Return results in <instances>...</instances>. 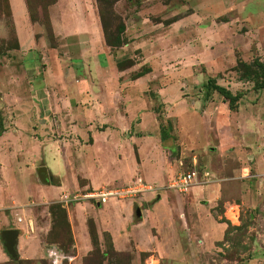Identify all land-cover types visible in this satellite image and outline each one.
<instances>
[{"label": "rangeland", "instance_id": "obj_1", "mask_svg": "<svg viewBox=\"0 0 264 264\" xmlns=\"http://www.w3.org/2000/svg\"><path fill=\"white\" fill-rule=\"evenodd\" d=\"M70 1L65 12L75 17L77 30L81 19L87 27L76 36L53 30L51 20L60 19L59 9L52 8L57 0H25L35 46L12 64H18L20 79L15 78L21 86L15 98L0 105L2 130L7 126L14 133L22 128L15 119L26 122L18 152L28 168L46 166L59 175L64 195L83 191V154L101 157L107 140L114 144L104 154L108 164L96 159L97 171L89 169L92 175L107 174L100 186L144 178L145 158L157 163L162 181L147 183L156 190L138 199L111 200L99 210L80 202L99 211L87 220L92 247H74L66 222L70 207L79 202L63 206L55 188L33 183L31 193L43 196L37 186L48 199L27 196L22 208L28 231L52 246L48 250L70 258L62 264H264V89H255L238 64L258 69L264 62V0ZM15 16L26 32L18 9ZM0 27L1 60L18 48L14 24L1 9ZM119 38L126 44L110 50ZM213 84L239 95L232 109ZM90 89L98 97L92 98ZM13 140L8 138V147H15ZM56 149L69 157L70 178L54 170L61 163ZM128 158L132 172L114 176ZM191 170L198 173L193 189L168 188L173 177ZM130 201L133 211H143L131 247L116 213L105 217L113 206L124 208ZM102 217L121 247H111L105 230L98 232L94 219ZM0 264L52 263L46 253Z\"/></svg>", "mask_w": 264, "mask_h": 264}, {"label": "crops", "instance_id": "obj_2", "mask_svg": "<svg viewBox=\"0 0 264 264\" xmlns=\"http://www.w3.org/2000/svg\"><path fill=\"white\" fill-rule=\"evenodd\" d=\"M8 1H9L11 14H12V20L14 24V31H15L18 48L16 50L8 51V53L11 54V56H8V55L5 57L3 56L2 59L0 60V62L3 64V69L1 68L0 70V96H1L0 105L2 104V102H5L6 99L8 100L11 98H15L14 91H16L18 87L20 88L21 86V83H19L18 80L15 78V77H19L18 70L16 69L18 64L15 63V65L13 66L12 65L13 62L20 60L22 56L29 54V51L34 50V46H35L34 45L35 41L33 37L35 26L31 23L28 17L27 6H26L25 0H8ZM255 1L259 2V0H254L253 2ZM253 2H252V6L254 4ZM260 3L263 4V1L260 0ZM71 5H73V2L71 1L68 2V0H57V2L55 3V5H53L52 8H54L55 10L59 9L60 19H57V21L51 20V23H52V28L54 31H56L57 29L59 31L62 30L63 31L62 34L66 32L70 34L73 31L76 36L77 34H82L80 32H86L85 30L87 29V27L85 26L86 22H83L81 19L79 30H77L78 27L75 25L76 22L74 23V20H73L75 17L73 18L69 13L65 12L66 7L71 6ZM17 9L19 10V13L22 16L23 26L27 27L26 32L22 29L20 31L19 29V24L15 16V11ZM247 11L246 13H248ZM249 13L247 15L252 14L251 11H249ZM92 18H93V21H95V32H98L99 27L97 25L96 17L92 15ZM26 23H28V25ZM1 30L2 29L0 27V34H1ZM85 55L86 54L84 50L81 51V58ZM13 56L16 57L15 60L13 59ZM93 66H94V70L99 67L96 62L93 63ZM90 91H91L90 96H92V98L98 97L95 91H92L91 89ZM16 100L18 99H13V101H16ZM21 107L22 105H16V108H21ZM25 114L26 112L24 113V115ZM27 116L28 115H25L24 117L27 118ZM24 123L26 124L25 121H19L18 119H15V124L20 125L22 127L21 129H24L23 127ZM21 129L20 130L15 129L13 133L12 130L7 131V126H4V130H2V133L0 134V233L3 230H7V229L19 230L20 235L17 237V243L15 246L17 258H20L23 260H35V259L43 258L44 256H46V253L48 250L46 247H50V246L43 243L42 238L38 237L37 235H34V230L32 232L28 231V224L26 223V220L28 218V213L25 210H23L22 207L24 203L26 202V200H28L26 199L27 196L35 198V200H42V201L48 198L45 196L47 195L46 191L37 190V186H34L36 193L40 194V196L43 195L41 198H37L38 196H36L34 193H31V190L33 189L31 185L33 183H37L44 188L46 187L55 188V190L59 192V196L55 198H59V201L75 193H68L64 195L62 190L65 186V183L63 185V181L61 180L59 175L56 176L55 174H53L51 170L47 168L46 166L37 167L35 171L34 169L28 168L29 166L24 161L23 152L22 151L18 152V146L21 143L20 141L22 138H24V133L22 132ZM97 134L98 133L93 134L92 138L96 139L97 138L96 136H98ZM20 135L22 137H20ZM10 136H13L14 138L13 143L15 147H12V148L8 147L11 142V141H8V138ZM142 139H147V137L146 138L144 137ZM26 140L29 141V138H27ZM113 145L114 144L110 140L103 142L102 143L103 152L100 153L101 157L91 156L90 152H88V158H87V154H83V156H85V160L87 161V165L84 168V173H82L81 175L82 178L86 181L85 182L86 186H83L84 187L83 191L90 190V189H98L99 187H101L100 183L105 182V179H107L105 177L107 174H104L105 171L103 173V170H101V172L95 173L94 174L95 176H94L92 175V173L89 174V169L93 168L95 172L97 171L98 167L95 166V164L97 163L94 161L96 159L97 160L99 159L98 165L103 166L104 164H108V162L104 160V154L106 151L109 150V146H113ZM116 146L118 147V145ZM90 147H92L91 144H90ZM44 150H48V147L41 151H39V148H38V154L43 155ZM56 151H57L56 157L59 158V161L61 163L59 166L58 165L55 166L54 170H57L59 172H62L63 170L66 172L65 174L66 177L69 176L68 178H70L72 174L69 173V168H70V166H68L69 157L63 153L61 154L57 149ZM129 158L127 160L126 159L124 160L125 165H123L122 170L120 172H117L118 175H114V176H118V178H122L123 176H128V174L132 172L131 170L132 163L130 162ZM88 159L91 163H88ZM141 164L146 169L147 167H150V169H152L153 171L151 172L149 170L144 169V171L148 172V173L147 172L144 173L145 179L142 178L145 183L159 184L162 181L161 180L162 175H160L157 169L158 168L157 163H153V160L145 158V162H142ZM41 168H45V174H42L39 172ZM32 173L35 174L34 178L32 177L33 176ZM82 192L81 190L79 191V193H82ZM24 195H26V197H24ZM130 202H131V205H125L124 208L120 207L119 205H115L113 206V208H111V210L108 213H105V217L109 216V218H113L116 215L117 219L121 220V222H118V223H121L122 229L124 231L123 233H126V238L128 240L126 244H128L129 247H131L130 238L134 230L142 226V222L141 220H139V218L142 219V216H143V211H141L139 207L138 208L140 209L141 214L139 218L136 216L135 211L137 208L135 209V211H133L134 203L132 201ZM97 206H99V208H97L98 210L104 207V205H97ZM70 208H71V211L70 212L68 211L67 218L72 228L73 239L75 241L74 247H92L90 243V236L87 235V231H88L87 220L89 217L88 215L92 216L93 212H96L97 215H99L98 214L99 211H95L97 209L89 207L88 204L86 206V205H81L80 203H78L77 205H72ZM112 212L116 214L114 215ZM102 218L103 220L100 219L101 221L100 220L97 221L94 219L98 232H100L101 229L105 230V232H108L112 237L111 238L112 244H113L112 246L121 247V245L117 246L118 243L119 244L122 243V242H119L120 238L117 236L115 237L114 234L112 233L111 228L108 226V223L104 222V220H107V218L106 219H104V217ZM17 219H21V220L23 219L24 221L22 220L23 223L22 221L18 223ZM22 230H24V233H22ZM76 231L79 232V236L77 235ZM127 231H129V233H127ZM120 232H122V230ZM9 257H10L9 254L6 252L3 246V241L0 238V261H6L8 260Z\"/></svg>", "mask_w": 264, "mask_h": 264}, {"label": "built area", "instance_id": "obj_3", "mask_svg": "<svg viewBox=\"0 0 264 264\" xmlns=\"http://www.w3.org/2000/svg\"><path fill=\"white\" fill-rule=\"evenodd\" d=\"M198 183V173L195 170L188 171L187 173H181L173 177L168 183V188L175 190L179 193H187ZM156 190L150 187L142 179L137 178L130 183L121 186H101L98 189H90L83 191L82 193H75L67 198L61 199L60 202L63 206H67L71 203L82 202L90 203L93 205H106L111 200L126 201L135 200ZM22 220L17 219L20 223ZM31 226V224H29ZM47 257L52 264H62L65 260H70L69 257L61 255L55 249H49L47 251Z\"/></svg>", "mask_w": 264, "mask_h": 264}, {"label": "trees", "instance_id": "obj_4", "mask_svg": "<svg viewBox=\"0 0 264 264\" xmlns=\"http://www.w3.org/2000/svg\"><path fill=\"white\" fill-rule=\"evenodd\" d=\"M97 2H100V0H97ZM0 5H1L0 9L2 11V15L6 16L8 19H11V23L13 25L9 1L0 0ZM121 31H123V28L121 29ZM125 44H126V41H124L122 38H119V39H116V43H111L108 46L111 50L113 48H120L121 46ZM238 64H240L244 69V77L248 80L250 79V81L254 83L255 89H264V62L259 63L257 65L258 69H254L253 67H250V66H245V64L241 63L240 61L238 62ZM208 82L210 83V80ZM212 86H213V89L216 92H218L224 98L225 101H228V106L230 109H232L234 105L237 104L239 95H233L229 90L225 89L224 87L214 85V84ZM1 133H2V125L0 124V134ZM66 222L68 223V218L66 219ZM111 247H113L112 244H111Z\"/></svg>", "mask_w": 264, "mask_h": 264}, {"label": "water", "instance_id": "obj_5", "mask_svg": "<svg viewBox=\"0 0 264 264\" xmlns=\"http://www.w3.org/2000/svg\"><path fill=\"white\" fill-rule=\"evenodd\" d=\"M40 173L45 174V168H41L39 170ZM136 216L140 217V209H136ZM20 235V231L17 229H7L3 230L0 233V238L3 241V246L6 250V252L9 254V256L13 259H17V254L15 251V246L17 243V237Z\"/></svg>", "mask_w": 264, "mask_h": 264}]
</instances>
